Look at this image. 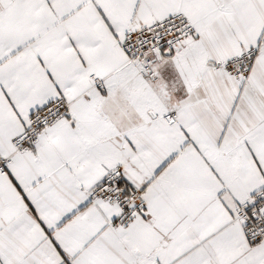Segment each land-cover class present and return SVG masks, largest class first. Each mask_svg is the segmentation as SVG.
Segmentation results:
<instances>
[{
  "label": "snow or ice",
  "instance_id": "1",
  "mask_svg": "<svg viewBox=\"0 0 264 264\" xmlns=\"http://www.w3.org/2000/svg\"><path fill=\"white\" fill-rule=\"evenodd\" d=\"M0 264H264V0H0Z\"/></svg>",
  "mask_w": 264,
  "mask_h": 264
}]
</instances>
